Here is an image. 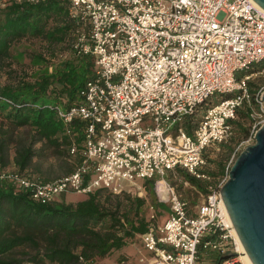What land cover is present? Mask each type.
<instances>
[{
    "label": "built area",
    "instance_id": "1",
    "mask_svg": "<svg viewBox=\"0 0 264 264\" xmlns=\"http://www.w3.org/2000/svg\"><path fill=\"white\" fill-rule=\"evenodd\" d=\"M71 2L73 15L90 24L89 31L78 29L73 46L93 54L96 66L80 101L49 105L69 134L74 120L84 121L83 137L69 144L75 167L48 179L9 168L0 170V179L43 203L65 192H120L155 179L169 214L158 221L150 203L152 228L139 234L153 252L149 264H245L221 189L230 165L264 124V84L258 82L264 65L242 73L264 62V8L255 0ZM240 109L251 118L249 130L226 173L215 178L207 151L233 138ZM195 114L189 131L186 120ZM179 168L207 189L194 206L178 188L194 186Z\"/></svg>",
    "mask_w": 264,
    "mask_h": 264
},
{
    "label": "trees",
    "instance_id": "2",
    "mask_svg": "<svg viewBox=\"0 0 264 264\" xmlns=\"http://www.w3.org/2000/svg\"><path fill=\"white\" fill-rule=\"evenodd\" d=\"M73 10L71 0H0V68L7 60L23 56L21 44L27 48L31 45L32 62L37 66L17 72L13 81L0 82V170L13 161L17 169L26 172L40 154L42 146L37 143L69 150L72 137H83L84 121L74 120L69 134L63 118L49 105L69 107L80 101L81 90L94 74V55L78 53L73 46L78 29L89 31L90 24L81 16H74ZM262 65L264 62L242 73ZM193 117L199 115L186 120L189 131ZM247 119L251 118L246 110L240 109L235 126L241 135L249 130L243 123ZM23 133L25 139H20ZM237 142L222 144L226 159ZM217 162L218 170L210 171L215 178L223 175L227 166L222 159ZM178 172L190 179L199 193L207 192L204 182L185 169L179 168ZM168 177L174 181L173 171ZM6 181L0 179V252L41 236L53 264H99L102 257L152 228L150 213H145L144 206L145 192L155 191V179L126 185L120 192L106 193L107 189L98 188L76 201L49 203L34 200L27 190ZM156 202L158 216L166 213L164 221L169 207ZM8 233L17 234L2 237Z\"/></svg>",
    "mask_w": 264,
    "mask_h": 264
},
{
    "label": "rangeland",
    "instance_id": "3",
    "mask_svg": "<svg viewBox=\"0 0 264 264\" xmlns=\"http://www.w3.org/2000/svg\"><path fill=\"white\" fill-rule=\"evenodd\" d=\"M20 46L24 51L23 56H21L20 58L13 57L7 60L8 62L4 64L3 68H0V82H6L9 80L13 81L16 78L15 75L17 74V72L19 74L21 70L24 71L25 69H27V67L29 69L37 67L32 62L31 54L33 51L32 49H30L31 45H28L29 48H27L26 45H23V44H21ZM32 48L34 49L38 47L33 46ZM258 82L260 84H264V76L259 77ZM201 111H199V113H201ZM243 123L250 126L251 119L243 120ZM235 130H238V129H235ZM245 136L246 135H241L238 133V131H235V135L233 136V139H230V140H233V142L238 140L239 142ZM20 139H25L24 133ZM230 140L228 142H230ZM36 146H42L39 149L40 154L34 158L33 164L26 171L27 174L34 175V176H42L45 178H54V177H58L63 174L71 172L73 168L75 167V164L77 162V157L72 156L69 153L68 148L66 149L56 148V147H53L47 144L42 145V143H37ZM246 146H244L243 148H245ZM207 154L209 156L208 169L210 171H215V172L218 170L217 161L222 159L223 161H226V164H228L232 156L231 154V156L228 159H226L227 151L225 149V146H222V144L210 147L207 151ZM9 168L13 169L17 167L15 163L11 161V163L4 169H9ZM216 176H221V175H216ZM141 182L142 180L138 181V183H141ZM120 183H121L120 181L114 180V185H120ZM178 188L181 190L184 196L190 199L191 205L193 206L196 203H198V201L200 200V197L202 196L201 193H199L197 191V188L194 186L180 184L178 185ZM154 190H155L154 192L152 191L145 192L147 202H146V205L144 206V209H145L144 211L147 214L150 213V203H153V204L155 203L157 206L156 200L158 201V194L155 188ZM109 191L111 190L109 189L105 190L106 193ZM80 194H85V193H80ZM76 200L77 199L73 201H76ZM165 215L166 213L164 214L163 212L162 216L161 215L158 216L159 218L158 221L162 222ZM17 233L23 234L22 231H18ZM17 233H8V234L3 235L2 237H12V236H15ZM33 237L34 238L32 239H25L21 241L19 245L11 247L10 249L5 250L4 252H0V264H53V262L50 261V259L46 255L47 246H46V242L44 241V239L41 236H33ZM136 240L138 241V238H136ZM213 255L216 257L219 256V254L215 252H213ZM112 257H117V252L114 253L113 256L111 255V257L104 259L103 264H114L113 260L111 259Z\"/></svg>",
    "mask_w": 264,
    "mask_h": 264
},
{
    "label": "water",
    "instance_id": "4",
    "mask_svg": "<svg viewBox=\"0 0 264 264\" xmlns=\"http://www.w3.org/2000/svg\"><path fill=\"white\" fill-rule=\"evenodd\" d=\"M255 1L264 8V0ZM221 192L246 251L264 264V124L234 160Z\"/></svg>",
    "mask_w": 264,
    "mask_h": 264
},
{
    "label": "crops",
    "instance_id": "5",
    "mask_svg": "<svg viewBox=\"0 0 264 264\" xmlns=\"http://www.w3.org/2000/svg\"><path fill=\"white\" fill-rule=\"evenodd\" d=\"M163 183H159V189L162 190ZM81 192H65L57 196L56 200H66L73 201L75 199H80L83 197ZM138 238V241L136 240ZM120 250V251H119ZM117 252V257H112L114 264H120L121 261H125V264H149V261L153 257V252L151 249L144 246L140 235H136L133 238L129 239L127 244H125L121 249L115 250L110 255L102 257L99 260V264H103V260L113 256Z\"/></svg>",
    "mask_w": 264,
    "mask_h": 264
},
{
    "label": "bare ground",
    "instance_id": "6",
    "mask_svg": "<svg viewBox=\"0 0 264 264\" xmlns=\"http://www.w3.org/2000/svg\"><path fill=\"white\" fill-rule=\"evenodd\" d=\"M257 4H258V3H257ZM258 5H259V4H258ZM159 190H160V189H159ZM160 191H161V193H162L163 195L166 194V191H165L164 187H163L162 190H160ZM224 209H225V211H226V215H227V219H228V221H229V222H232V220H231V218H230V215H229V212H228V210H227V208H226V205H224ZM234 233H235V235H236V238H237V241H238V245H239V249H240L241 254H242V259L244 260L245 264H254V262L252 261L251 257L249 256L248 252L246 251V249H245V247H244V245H243V243H242V241H241V238H240L238 232L236 231V229H234Z\"/></svg>",
    "mask_w": 264,
    "mask_h": 264
}]
</instances>
